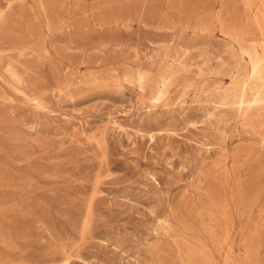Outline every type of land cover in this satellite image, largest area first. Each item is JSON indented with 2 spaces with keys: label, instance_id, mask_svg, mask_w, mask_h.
I'll list each match as a JSON object with an SVG mask.
<instances>
[{
  "label": "rangeland",
  "instance_id": "374dc122",
  "mask_svg": "<svg viewBox=\"0 0 264 264\" xmlns=\"http://www.w3.org/2000/svg\"><path fill=\"white\" fill-rule=\"evenodd\" d=\"M41 1L0 23V264H264V116L215 103L243 0Z\"/></svg>",
  "mask_w": 264,
  "mask_h": 264
},
{
  "label": "bare ground",
  "instance_id": "6f19581e",
  "mask_svg": "<svg viewBox=\"0 0 264 264\" xmlns=\"http://www.w3.org/2000/svg\"><path fill=\"white\" fill-rule=\"evenodd\" d=\"M45 1V0H44ZM43 1V2H44ZM71 1V0H70ZM156 1V0H155ZM182 1V0H181ZM262 2L260 5L255 6V0H243L244 9L247 12H251L252 15L246 17V21L244 22H233L229 20V17L221 11L216 13V19L220 22L221 27L223 30L228 34L233 40L237 43V46L240 47L242 51L243 57H247V66L248 70L247 73L243 75L240 73L237 77H235L233 85L226 86L222 89V91L216 95L217 99L215 101L220 107L225 109H233L235 110L239 116H242L243 119H248L251 123L256 120L260 119L264 116L261 112L264 111V0H259ZM24 0H8L6 3V9L0 12V23L6 21L9 16L8 12L15 7H20L23 4ZM103 2V1H102ZM38 3V1H37ZM78 3V2H77ZM108 3V2H107ZM149 3V2H148ZM147 3V4H148ZM179 3V2H177ZM39 4L43 5L42 1L39 0ZM71 4V3H70ZM89 4V3H88ZM98 4V2H97ZM174 4V3H173ZM239 4V3H238ZM241 4V3H240ZM46 5V4H45ZM154 5V4H153ZM160 5V4H159ZM168 4H166L167 6ZM171 5V4H170ZM176 6V4H174ZM242 5V4H241ZM74 6V5H73ZM104 6V5H103ZM106 6V5H105ZM115 6V5H114ZM161 6V5H160ZM159 6V7H160ZM221 6V5H220ZM255 6V8H254ZM28 7V6H27ZM36 7V6H35ZM79 7V6H78ZM132 7V6H131ZM179 7V6H178ZM183 7V6H182ZM186 7V6H185ZM241 7V6H240ZM117 8V7H116ZM168 8V7H167ZM173 8V7H172ZM187 8V7H186ZM218 8V7H217ZM86 9V8H85ZM92 9V8H91ZM166 9V8H165ZM175 8H173V11ZM182 9V8H181ZM221 9V8H220ZM106 10V9H105ZM120 10V9H119ZM126 10V9H125ZM147 10V9H146ZM164 10V9H163ZM172 10V9H171ZM185 10V9H184ZM202 10V9H200ZM218 10V9H217ZM38 11V10H37ZM45 11V10H44ZM124 11V9H123ZM188 11V10H187ZM242 11V10H241ZM244 12V10H243ZM10 13V12H9ZM85 13V12H84ZM95 13V12H94ZM108 13V12H107ZM152 13V12H151ZM15 14V13H14ZM18 14V13H17ZM143 14V13H142ZM166 14V13H165ZM168 14V13H167ZM174 14V13H173ZM199 14V13H198ZM107 15V14H106ZM213 15V14H212ZM20 16V15H19ZM66 16V15H65ZM97 16V15H96ZM141 16V15H140ZM143 16V15H142ZM160 16V15H159ZM169 16V15H168ZM234 16V15H233ZM18 17V16H17ZM21 17V16H20ZM38 17V16H37ZM41 17V16H40ZM103 17V15H102ZM213 17V16H212ZM243 17V15H242ZM23 17H21L22 19ZM67 18V17H66ZM65 18V19H66ZM160 18V17H159ZM162 18H164L162 16ZM167 18V17H166ZM165 18V19H166ZM170 18V17H169ZM244 18V17H243ZM19 19V17H18ZM79 19V18H78ZM168 19V18H167ZM173 19V18H171ZM180 21L181 18L179 17ZM211 19V18H210ZM10 20V19H9ZM143 20V19H142ZM160 20V19H159ZM182 20L185 21V18ZM199 20V18H198ZM204 18H202L201 23L203 24ZM212 20V19H211ZM21 21V20H20ZM67 21V20H66ZM25 21L23 20V24ZM38 22V21H36ZM35 22V23H36ZM166 23L167 20L165 21ZM175 22V21H174ZM183 22V21H181ZM187 22V21H186ZM184 22V23H186ZM230 22L231 26H229ZM162 22V26H163ZM166 23L164 25H166ZM173 22L169 23L172 25ZM213 23V22H212ZM216 23V22H215ZM218 23V22H217ZM181 23L179 22V25ZM188 24V23H187ZM29 25V23H28ZM176 25V24H175ZM183 23L181 24L182 27ZM197 25V22L195 23ZM216 25V24H215ZM159 26V25H158ZM178 26V25H177ZM185 25H183L184 27ZM198 26V25H197ZM169 27V26H168ZM173 27V26H171ZM170 27V28H171ZM180 27V26H179ZM180 27V28H181ZM188 27V26H187ZM195 27V26H194ZM200 26L199 28H202ZM220 27V25H219ZM10 28V27H9ZM55 28V27H54ZM162 29H165L161 27ZM168 28V29H170ZM173 28H176L173 27ZM185 28V27H184ZM190 28V27H189ZM207 28V27H206ZM204 28V29H206ZM209 29V28H208ZM52 30V29H51ZM61 30V29H60ZM183 30V29H182ZM199 31L201 29H198ZM203 30V29H202ZM212 30V28H211ZM210 30V31H211ZM217 30V27H216ZM219 30V28H218ZM56 31V30H55ZM184 31V30H183ZM205 31V30H204ZM203 31V32H204ZM39 32V31H38ZM185 32V31H184ZM212 32V31H211ZM220 32V31H219ZM24 33V32H23ZM36 33V32H35ZM50 33H53V31ZM179 33V31H178ZM186 33V32H185ZM31 34V32H30ZM38 34V33H37ZM202 34V32H201ZM222 34V33H221ZM3 35V34H2ZM39 35V34H38ZM37 35V38H38ZM42 35V34H41ZM183 35V34H182ZM196 35V34H195ZM4 36V35H3ZM183 37V36H182ZM2 38V36H1ZM8 38V37H7ZM39 39V38H38ZM41 39V38H40ZM46 39V38H45ZM180 40L182 38H179ZM17 40V39H16ZM31 40V38H30ZM42 40V39H41ZM40 40V41H41ZM226 41V40H225ZM5 42V41H4ZM230 44L229 42H227ZM233 43V42H232ZM231 43V44H232ZM8 45V44H7ZM6 45V46H7ZM5 46V45H4ZM32 47V46H31ZM183 47V46H182ZM236 48V47H235ZM28 50V48H27ZM177 50V49H176ZM15 51V50H14ZM180 51V50H179ZM177 51V52H179ZM239 51V50H238ZM38 53V52H37ZM171 53V51H170ZM24 54V53H23ZM167 54V53H165ZM164 54V55H165ZM167 56V55H166ZM1 60L3 58H0ZM0 60V61H1ZM238 59L237 61L239 62ZM243 65V64H242ZM246 65V64H245ZM246 66V68H247ZM174 68V67H173ZM245 68V69H246ZM7 72L10 74L12 78L18 79V73L16 69L12 65H8ZM244 69V68H243ZM239 70V69H238ZM242 71V69H241ZM240 71V72H241ZM244 71V70H243ZM231 72V71H230ZM229 72V74H230ZM236 72V71H235ZM20 74V72H19ZM136 74V73H135ZM134 75V74H133ZM159 81H158V89L154 93L152 101L159 103L164 100L169 92V87L173 82L175 77V72L171 68H163L161 70ZM14 79V80H15ZM19 81V80H17ZM137 81L140 87L145 88L147 85H151L153 78L147 72H139L137 75ZM156 81V80H154ZM153 81V82H154ZM156 85V84H155ZM157 87V86H156ZM183 95V94H182ZM214 104V102H213ZM257 122V121H256ZM227 230V229H226Z\"/></svg>",
  "mask_w": 264,
  "mask_h": 264
}]
</instances>
